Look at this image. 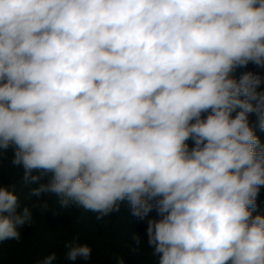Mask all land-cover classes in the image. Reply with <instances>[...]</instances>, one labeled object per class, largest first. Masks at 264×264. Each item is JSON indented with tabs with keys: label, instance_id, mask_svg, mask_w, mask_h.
I'll return each instance as SVG.
<instances>
[{
	"label": "clouds",
	"instance_id": "9594fccd",
	"mask_svg": "<svg viewBox=\"0 0 264 264\" xmlns=\"http://www.w3.org/2000/svg\"><path fill=\"white\" fill-rule=\"evenodd\" d=\"M249 62L264 66V0H0V156L31 196L98 220L155 199L158 264H264L262 78L233 75ZM31 220L0 187V241Z\"/></svg>",
	"mask_w": 264,
	"mask_h": 264
},
{
	"label": "trees",
	"instance_id": "16d2710c",
	"mask_svg": "<svg viewBox=\"0 0 264 264\" xmlns=\"http://www.w3.org/2000/svg\"><path fill=\"white\" fill-rule=\"evenodd\" d=\"M248 71L261 76L258 91H264V66L249 62L245 67H237L233 75L239 78ZM207 114L202 113V116L206 118ZM256 135L264 141V130L257 129ZM186 143L190 148L194 144L191 139ZM12 159L11 148L0 156V187L14 190L21 208L27 206L31 209L32 220L20 229L19 240L0 241V264H42L52 253L56 254L53 264H118L120 259L124 260V264H158L147 235L148 221L161 218L155 199L150 201L153 208L143 219L134 217L125 202L119 212L98 220L94 212L74 205L63 207L55 195L31 196V190L37 185L23 182L24 169L14 166ZM46 182L47 178L41 181ZM45 203L46 208L43 206ZM256 214L264 215V186H260L257 207L253 212V215ZM133 234L141 237L140 246L133 241ZM69 243L90 245V258L87 261L80 258L68 260Z\"/></svg>",
	"mask_w": 264,
	"mask_h": 264
}]
</instances>
